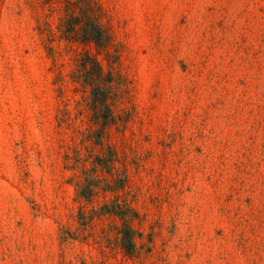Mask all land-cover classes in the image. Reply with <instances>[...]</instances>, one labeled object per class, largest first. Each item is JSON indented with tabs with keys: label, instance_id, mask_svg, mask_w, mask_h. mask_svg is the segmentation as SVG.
<instances>
[{
	"label": "rangeland",
	"instance_id": "374dc122",
	"mask_svg": "<svg viewBox=\"0 0 264 264\" xmlns=\"http://www.w3.org/2000/svg\"><path fill=\"white\" fill-rule=\"evenodd\" d=\"M0 264H264V0H0Z\"/></svg>",
	"mask_w": 264,
	"mask_h": 264
}]
</instances>
